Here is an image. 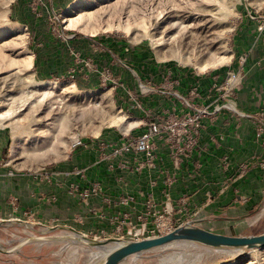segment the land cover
I'll return each instance as SVG.
<instances>
[{"label": "rangeland", "instance_id": "rangeland-1", "mask_svg": "<svg viewBox=\"0 0 264 264\" xmlns=\"http://www.w3.org/2000/svg\"><path fill=\"white\" fill-rule=\"evenodd\" d=\"M79 15L91 27L107 29L112 24L121 29L89 35L68 21ZM258 16L264 18V0H0V134L6 135L8 157L4 163L11 168L10 174H40L54 168L71 156L72 142L78 138L110 143L109 136L117 140H124L128 132L137 136L150 113L161 111L145 109L140 99L169 97L179 87L171 83L177 79L182 85L184 75L190 79L223 74L236 63L233 38L240 26L262 20ZM173 24L175 29H171ZM79 36L123 41L124 54L113 56L117 68H123L118 76L108 65L98 66L96 56L87 58L83 49L75 50L73 42L85 45L86 40ZM58 53L63 56L61 65ZM78 54L91 65L78 62ZM221 58L227 62L203 69L210 60ZM161 68L169 70L163 77L158 73ZM72 69L74 78L69 75ZM149 70L154 73L151 78ZM51 87L53 94H40ZM59 100V108L51 110L50 102ZM126 101L136 114L127 111ZM117 115H125L137 125L124 132L110 122ZM200 209L184 216V224L194 222L230 236L264 233V194L255 208L217 219ZM71 235L58 230L43 236ZM85 235L96 240L117 238L107 233ZM38 236L17 224L0 226V244L5 249ZM102 253L65 241L35 242L17 253L0 252V264H95ZM122 264H264V249L235 256L230 251L182 243Z\"/></svg>", "mask_w": 264, "mask_h": 264}, {"label": "crops", "instance_id": "crops-1", "mask_svg": "<svg viewBox=\"0 0 264 264\" xmlns=\"http://www.w3.org/2000/svg\"><path fill=\"white\" fill-rule=\"evenodd\" d=\"M257 27V22L249 21L233 38L237 56L233 67L243 70L236 112L222 110L215 114V120L206 119L198 146L179 169L173 167L162 144L156 168L137 170L140 155L107 161L97 143L87 141V147L73 150L66 161L48 171L12 175L4 163L8 157L6 135L0 134V221L33 220L40 229L68 227L93 235L104 228L110 232L102 217L134 210L133 204H119L123 198H133L135 203L151 199L163 208L167 203L175 206L186 197L184 216L201 208L204 215L215 219L253 208L264 194V144L257 139L256 125L250 117L264 112V34ZM56 57L61 65L62 57ZM182 78L178 89L186 93L194 84L201 94L199 103L210 110L224 103L218 102V93L212 90L216 77ZM162 99L160 108L173 105L174 100ZM108 140L117 145L124 141L113 136ZM242 164H247L248 170L241 178L238 168ZM169 177L175 179L171 186L166 182ZM94 182L101 184L103 193L82 199L79 193Z\"/></svg>", "mask_w": 264, "mask_h": 264}, {"label": "built area", "instance_id": "built-area-1", "mask_svg": "<svg viewBox=\"0 0 264 264\" xmlns=\"http://www.w3.org/2000/svg\"><path fill=\"white\" fill-rule=\"evenodd\" d=\"M258 18L262 20L256 21L258 24L257 30L259 33L264 34V18L260 16ZM251 19L257 20V16L252 15ZM91 48L95 53L106 52L103 47L95 44H92ZM77 61H81L86 66L91 65L90 61L86 60L81 54H78ZM112 63H114V60ZM75 73V70L72 69L69 72L70 77L74 78ZM212 76L216 77L212 90L218 93V102L223 101L224 103L218 104L214 110H210L209 107L199 103L201 94L198 87L191 86L186 93H183L178 89L181 86V81L176 79V82L171 84L179 87H177L175 93L170 94L168 97L174 100L173 105L170 108H161V111L156 114L150 113L141 134L134 137L130 136L131 133L129 132L124 134V141L121 145L102 140L93 143L95 145L97 143L102 158L111 161L127 155H140L142 159L137 165V170L155 169L159 159V144H162L168 149L173 167L179 169L198 146L204 121L206 119L215 120V114L222 110L236 112L235 99L242 82V68L229 67L222 76ZM114 77L112 75V78ZM250 117L256 125L257 139L264 144V112L252 114ZM87 145V141L78 138L72 142L71 148L75 150L85 148ZM247 170V164H242L238 168L239 177L242 178ZM166 182L171 186L175 183V179L169 177ZM102 193L101 184L94 182L79 194L82 199L87 200ZM119 204L127 207L133 204L134 210L126 209L113 216L102 217V220L107 222L110 232L107 228H104L95 234H115L119 239L133 241L160 237L169 234L176 227L184 224L182 218L188 208L186 197L182 198L179 204L175 206L172 203H167L163 208L151 199H147L143 203H135L133 198H123L119 201ZM28 222L34 223L33 220Z\"/></svg>", "mask_w": 264, "mask_h": 264}, {"label": "water", "instance_id": "water-1", "mask_svg": "<svg viewBox=\"0 0 264 264\" xmlns=\"http://www.w3.org/2000/svg\"><path fill=\"white\" fill-rule=\"evenodd\" d=\"M9 226L19 225L29 230H34L39 233L38 237H30L22 240L16 247L5 249L0 244V252L2 253H17L19 250L31 243H43L52 241H65L70 244L84 245L89 248L102 250V256L95 264H122L132 257H140L150 252L166 249L176 244L188 243L203 248L216 251L239 252L238 256L246 254L250 251L264 249V233L250 236H230L203 229L195 225L194 222H188L176 227L169 234L147 238L140 241L111 238L106 240L90 239L85 234L78 232L73 228L61 227L51 228L44 227L42 231H36L35 228L39 225L29 223L22 220L0 221V226L4 224ZM58 230L70 231L71 236H50L43 235L56 232ZM110 247L107 250L104 248Z\"/></svg>", "mask_w": 264, "mask_h": 264}, {"label": "trees", "instance_id": "trees-1", "mask_svg": "<svg viewBox=\"0 0 264 264\" xmlns=\"http://www.w3.org/2000/svg\"><path fill=\"white\" fill-rule=\"evenodd\" d=\"M79 37L86 40L85 43H83L85 45H82L80 42H75V43L73 42V44L75 46V50L79 49V48L83 49V51H81V52H83L82 54L85 55V57H87V58H89V57L91 58V56L94 58V56H96V58H94V60L95 59L97 60L98 66H100V65L107 66L108 65L109 67L114 69L115 76H118V74L120 73V69H123V68L122 67L120 68V65H119L120 69L117 68L118 63L115 62V60H114L115 58L113 56H115V57L118 56L119 58L122 57V54H124V48L126 46L123 43V41L119 40V39H112L111 43H110V42H107L106 40H104V38L98 37V36H96V37L79 36ZM92 44L103 47L106 50V52L105 53H95L93 51V49L91 48ZM59 53H58V56H61V55H59ZM90 54H92V55L88 56ZM62 58H63V56H62ZM100 58H101V61H100ZM113 60H114V63L111 64V62H113ZM116 69L118 72L116 71ZM167 71H169V70H166L165 68L158 69V73H159L160 77L165 76V73H168ZM116 72H117V74H116ZM149 72H150L149 78H151L152 77L151 75L154 73L152 70H149ZM224 72H223V74H224ZM223 74H221V76ZM177 78L180 79L178 76H177ZM88 83L92 84L91 82H88ZM81 85H83V84H81ZM93 86H96V84H94ZM140 101L142 102L145 109L147 107H150L153 110H157L158 108H160L159 106H162V103H163V99H161V96H158L156 99H153V95H151V98L146 100V101L142 100V99H140ZM124 105L126 106L127 111H129L132 114H136L137 110L133 109V111H134L133 112L131 110V107H128L129 104L127 103V101ZM256 206H257V204L254 205L253 208H255Z\"/></svg>", "mask_w": 264, "mask_h": 264}, {"label": "bare ground", "instance_id": "bare-ground-1", "mask_svg": "<svg viewBox=\"0 0 264 264\" xmlns=\"http://www.w3.org/2000/svg\"><path fill=\"white\" fill-rule=\"evenodd\" d=\"M82 15H79L78 17L76 18H70L68 21L70 22L71 26L72 27H76L78 30L86 33V34H89V35H96V34H99L101 31H108V29H121L119 27H115L114 25L110 24V27H108L107 29H102V28H94V27H91V24H87V23H84V22H81L83 19H82ZM172 28L171 29H175L176 28V25L173 24L171 26ZM124 29L125 31L128 32L129 28H122ZM167 29V28H166ZM119 31V30H118ZM182 32V31H181ZM184 32V31H183ZM162 45V44H160ZM227 58H221V59H218V60H210L207 64V66H205L203 69H206V68H214V67H217V66H220L222 65L223 63H226ZM72 87V86H71ZM70 87V88H71ZM74 87V86H73ZM53 87H51L50 89H47L46 91L44 92H41L40 94L43 95V96H46V95H49V94H53L50 90H52ZM64 90H67V88H65ZM61 100L57 101V102H50V105H49V108L51 110L53 109H57L59 108V105L61 104ZM55 104H57V106H54ZM51 113L54 115V114H57L55 111H51ZM50 113V114H51ZM49 114V115H50ZM62 119H59L58 120V123L61 122ZM111 124H115L116 126H118L120 129H122L124 132H127L130 130V128L133 126V125H137V121H133V120H129L128 117H126L125 115H117L115 118L113 117V122L110 121ZM127 134V133H126ZM52 158V157H51ZM47 162V161H46ZM189 245V244H188ZM192 245V244H191ZM108 248L110 247H106L104 248V250H107ZM99 252V251H98ZM232 253V252H231ZM233 254L235 256H238L239 255V252H233Z\"/></svg>", "mask_w": 264, "mask_h": 264}]
</instances>
